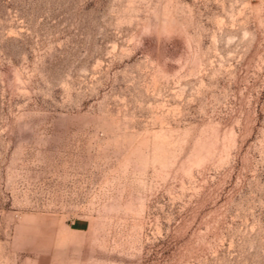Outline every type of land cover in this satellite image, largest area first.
I'll return each mask as SVG.
<instances>
[{
    "label": "rangeland",
    "instance_id": "374dc122",
    "mask_svg": "<svg viewBox=\"0 0 264 264\" xmlns=\"http://www.w3.org/2000/svg\"><path fill=\"white\" fill-rule=\"evenodd\" d=\"M0 264H264V0H0Z\"/></svg>",
    "mask_w": 264,
    "mask_h": 264
}]
</instances>
